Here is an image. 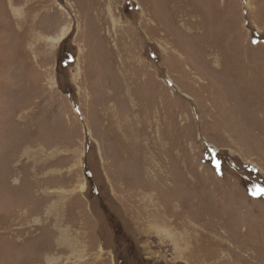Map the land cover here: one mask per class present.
<instances>
[{
    "label": "rangeland",
    "instance_id": "1",
    "mask_svg": "<svg viewBox=\"0 0 264 264\" xmlns=\"http://www.w3.org/2000/svg\"><path fill=\"white\" fill-rule=\"evenodd\" d=\"M0 264H264V0H0Z\"/></svg>",
    "mask_w": 264,
    "mask_h": 264
},
{
    "label": "bare ground",
    "instance_id": "2",
    "mask_svg": "<svg viewBox=\"0 0 264 264\" xmlns=\"http://www.w3.org/2000/svg\"><path fill=\"white\" fill-rule=\"evenodd\" d=\"M250 5V4H249ZM16 237V236H15Z\"/></svg>",
    "mask_w": 264,
    "mask_h": 264
}]
</instances>
